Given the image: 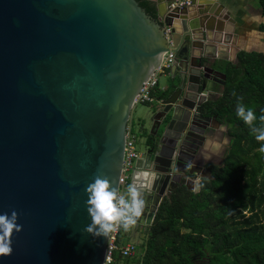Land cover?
<instances>
[{
    "label": "water",
    "instance_id": "obj_1",
    "mask_svg": "<svg viewBox=\"0 0 264 264\" xmlns=\"http://www.w3.org/2000/svg\"><path fill=\"white\" fill-rule=\"evenodd\" d=\"M146 1L157 19L138 0H0V213L15 209L22 225L0 264H104L110 233L84 231L86 188L101 176L119 193L135 100L169 51V93L144 119L152 145L137 170L148 179L132 181L150 197L145 225L178 185L199 193L212 179L198 141L221 123L202 105L234 22L218 0H198L194 15Z\"/></svg>",
    "mask_w": 264,
    "mask_h": 264
},
{
    "label": "trees",
    "instance_id": "obj_2",
    "mask_svg": "<svg viewBox=\"0 0 264 264\" xmlns=\"http://www.w3.org/2000/svg\"><path fill=\"white\" fill-rule=\"evenodd\" d=\"M138 1L157 19L150 2ZM256 1L264 17V0ZM212 67L223 77L214 79L219 95L205 101L202 112L228 127L229 147L221 165H208L212 179H202L199 193L180 184L163 200L137 264H264V141L237 116L238 104L264 115V53L242 50L235 62L218 60ZM168 93L157 90L156 97ZM122 259L129 261L116 254L113 264Z\"/></svg>",
    "mask_w": 264,
    "mask_h": 264
},
{
    "label": "clouds",
    "instance_id": "obj_3",
    "mask_svg": "<svg viewBox=\"0 0 264 264\" xmlns=\"http://www.w3.org/2000/svg\"><path fill=\"white\" fill-rule=\"evenodd\" d=\"M237 116L250 126L257 141H264V115L257 117L252 108L238 104ZM257 119L261 121L259 126L253 123ZM259 151L264 153V143L260 145ZM192 167V161H188L185 165L187 169ZM86 193L88 196L86 206L91 223L85 227L84 231L94 239L107 237L118 227L128 230L137 223L145 207L141 190L135 183L127 186L125 194H118V189L111 184L109 179L96 176L94 181L87 186ZM18 216L15 209L11 210L10 214L0 213V254L7 255L13 251L7 237L13 231L22 230V225L18 223Z\"/></svg>",
    "mask_w": 264,
    "mask_h": 264
},
{
    "label": "crops",
    "instance_id": "obj_4",
    "mask_svg": "<svg viewBox=\"0 0 264 264\" xmlns=\"http://www.w3.org/2000/svg\"><path fill=\"white\" fill-rule=\"evenodd\" d=\"M197 1L195 0L194 4L190 7V13L198 14L200 11L197 7ZM220 3L219 12L222 11L223 8L227 11V15L229 19H232L234 22L235 30L234 33H231L229 36L230 43L227 44H218L221 50L225 53L229 61L235 62L237 59V55L240 51L245 50L248 52H262L264 53V31L260 30V25L264 23V17L261 14V10L259 7V3L256 0H218ZM204 2V0L202 1ZM211 5H206L205 9L201 10L203 12L208 11ZM227 16V17H228ZM228 19V20H229ZM227 21L223 22V29L224 26L227 24ZM165 22L166 19H165ZM227 29H233L230 25ZM218 35V34H217ZM218 60H227V59H216L212 62V65ZM216 70V69H215ZM218 71V70H217ZM169 76V81L166 86L162 89L158 90H166L167 87H171V78L169 75V71H167ZM221 78L223 75L220 73H215V76H212V81H208L212 83V88L208 90V99L217 94L214 91V79ZM208 89V88H207ZM216 133L207 140L205 156L209 160V163L212 162L213 158H217L218 154L220 153L221 148L223 149V138L225 130L227 129L223 124L218 126L216 123ZM224 159V158H223ZM223 162V160H222ZM221 162V164H222ZM212 164V163H210ZM215 164V165H221ZM127 244V243H126Z\"/></svg>",
    "mask_w": 264,
    "mask_h": 264
},
{
    "label": "built area",
    "instance_id": "obj_5",
    "mask_svg": "<svg viewBox=\"0 0 264 264\" xmlns=\"http://www.w3.org/2000/svg\"><path fill=\"white\" fill-rule=\"evenodd\" d=\"M193 5V0H175L174 4H172V8H180L183 9L185 7H191ZM165 22V31L169 36L172 32L171 20L166 19ZM171 43V40H170ZM174 60V53L169 51L167 52L161 65L155 71V74L150 77L144 84L140 91V94L137 96L135 100V104L147 103L149 105L156 106L159 101L156 97V92L159 87V74H165L171 68ZM208 100V96H207ZM137 139V135L135 134L132 124H129L126 131V141H125V154L123 161V169L120 179V189L118 194H125L127 186L132 183L133 180L138 179H148V173L142 171V173L138 172L137 165L138 161L141 158L142 154L138 153L135 140ZM137 184V183H135ZM122 228L118 227L114 231L110 233L107 249L105 252L104 264H113L115 255L119 254L121 258H131L135 256L137 247L134 244L128 243L124 246L118 243V237L120 235Z\"/></svg>",
    "mask_w": 264,
    "mask_h": 264
},
{
    "label": "rangeland",
    "instance_id": "obj_6",
    "mask_svg": "<svg viewBox=\"0 0 264 264\" xmlns=\"http://www.w3.org/2000/svg\"><path fill=\"white\" fill-rule=\"evenodd\" d=\"M159 80V89H162L164 86L168 84L169 76L167 73L165 74H159L158 76ZM208 89L210 90L212 88V83L208 84ZM219 93L215 94L213 97H217ZM155 106H151L147 103H140L135 105L134 109L131 113V118L129 121V124H132L133 130L135 134L137 135V139L135 140V145L137 148L138 153L143 154L145 153L147 146H148V140H147V132L149 129V124L145 125V117L150 113L154 111ZM128 124V125H129ZM145 126V127H144ZM226 132V134H225ZM224 132V138H223V149L221 148L220 153L218 154V160L217 163L221 164L223 158L225 157L226 150L229 147L230 143V137L227 135V129ZM127 189V188H126ZM149 198L145 199V207H144V216L141 215L137 219V223L133 226H131L128 230L122 231V237H121V243L122 246L126 245V243L134 244L137 247V251L135 256L129 258L127 264H137L136 260L140 257L141 253V246L144 243L146 234H147V226L145 225V215L148 211L149 207ZM120 264H126L124 262V259Z\"/></svg>",
    "mask_w": 264,
    "mask_h": 264
},
{
    "label": "flooded vegetation",
    "instance_id": "obj_7",
    "mask_svg": "<svg viewBox=\"0 0 264 264\" xmlns=\"http://www.w3.org/2000/svg\"><path fill=\"white\" fill-rule=\"evenodd\" d=\"M224 126H226V125H224ZM227 128V135H228V127H226ZM148 133V132H147ZM216 132H214V134H215ZM225 134H226V132H225ZM225 134H223L222 133V135H225ZM210 138V136H206V139L205 138H201V139H199V143H201L200 144V148H201V151L202 152H199L200 153V155H201V157L200 158H198V159H196V163L198 164V165H203V166H205V167H207L208 168V165L210 164V163H212V164H218L217 163V160H218V157L217 158H213L212 159V162H210L209 163V160L207 159V157L205 156V152H207L206 151V145H207V140ZM147 142H148V146H151L152 145V142L150 141V139L147 137ZM203 146H204V149H203ZM149 198V203H150V197H148ZM144 200L146 199V197L145 198H143ZM142 215L144 216V210H143V213H142ZM146 216V215H145Z\"/></svg>",
    "mask_w": 264,
    "mask_h": 264
}]
</instances>
